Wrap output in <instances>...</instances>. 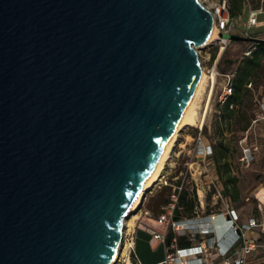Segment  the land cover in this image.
Here are the masks:
<instances>
[{
  "label": "water",
  "instance_id": "water-1",
  "mask_svg": "<svg viewBox=\"0 0 264 264\" xmlns=\"http://www.w3.org/2000/svg\"><path fill=\"white\" fill-rule=\"evenodd\" d=\"M212 19L200 0H0V264L111 261Z\"/></svg>",
  "mask_w": 264,
  "mask_h": 264
},
{
  "label": "rangeland",
  "instance_id": "rangeland-1",
  "mask_svg": "<svg viewBox=\"0 0 264 264\" xmlns=\"http://www.w3.org/2000/svg\"><path fill=\"white\" fill-rule=\"evenodd\" d=\"M200 1L204 6H208L212 9L218 0ZM260 6V0H250V3L246 4V7H244V17L242 21L240 19H237V21L235 20L239 27H243V23L246 21L251 10L259 8ZM259 18H264V15L259 16ZM258 28L257 32H260L259 36L264 39V27L260 26ZM237 35L243 36L241 32H238ZM247 46L248 41L232 40L222 52L220 46L215 43H208L205 46L196 48L201 69L207 74L206 89L197 101L200 107L199 116L203 114L205 121L203 125L198 122L195 125H187L180 130L177 142L173 146V150L170 153L169 160L162 174L166 175L168 184L162 183L161 187H159L157 184L160 180L157 181L153 188L146 192L140 207L135 211V214H137L136 219H133V221L130 220L133 215L131 214L127 218V220H130V225L128 226H126V222L123 220L124 235L119 243L120 246L122 245L123 247L128 243V250L125 256H122V254L119 256L115 264H128V262L134 264L135 261L133 256L136 257L137 264L143 262L144 255L142 256L140 254V243H142L141 241L143 240L145 230L151 235L149 228L144 225V222L148 221L147 217L149 216L145 211L148 210L151 213L149 209L152 205H155L156 202H159V196L161 195L160 190H162L164 186L175 185L186 175V188H188L190 192L194 190L195 198L199 206L200 200L198 194H200L204 204L217 201V198H207V194L214 191L212 185L210 188L208 187V183H210L212 178L215 179V177L211 171L212 168L210 167L211 162L209 157L203 158L200 152L201 150L198 148L197 136L204 128L207 133L206 135L202 134V136L206 143L216 144L223 141L231 148H234V153L227 157L234 170L231 174L236 176L239 183L236 188L231 186V184H225L229 195L232 196V199H240L243 210L251 209L259 218L263 215V211L260 210L258 206L259 199L256 197V193L259 191L257 196L260 194L264 197V118L261 117V114L257 111V104L264 99V62L263 68L253 79L252 90L249 93V97L246 98L244 107L248 110L251 118L258 119L259 116L261 118L257 122H254L253 119L252 123H250L251 128L249 132L246 131L241 134L227 129L225 122L219 119L222 104L219 103L218 98L222 90L221 85L224 78L222 74L237 68L245 56L244 52ZM215 52L216 57L213 58ZM215 62L218 64V71L220 74L217 75L215 81H213L212 74L210 71L208 72V70L211 69ZM245 136L247 139L242 142L241 140ZM255 143L260 144L259 151L254 152L248 165L242 164L240 158L243 154V148L251 145L253 146ZM222 179L224 182L226 176H223ZM236 192L238 194L240 193L241 196L238 195V198H236ZM216 205H223V202L218 199ZM251 264H264V254L260 253L257 255L254 262Z\"/></svg>",
  "mask_w": 264,
  "mask_h": 264
},
{
  "label": "built area",
  "instance_id": "built-area-1",
  "mask_svg": "<svg viewBox=\"0 0 264 264\" xmlns=\"http://www.w3.org/2000/svg\"><path fill=\"white\" fill-rule=\"evenodd\" d=\"M261 3H264V0H261ZM205 7L211 12L215 27L220 34L229 35L241 32L245 37L259 38L251 33V29L264 25V22L259 19V14L264 12L263 6L250 11L246 21L243 23V27H239L235 19L232 18L229 0H218L212 9L208 6ZM231 41L227 36H221L210 43L218 44L222 52ZM256 42L249 41L244 55L249 56L252 54L256 49ZM209 71L215 77L220 74L217 62L213 64ZM236 74L237 68L222 74L224 78L221 85L222 90L218 98L220 104L226 103L233 93ZM248 86L251 87L252 83H249ZM259 108V114L264 118V99L259 101ZM260 116L258 119H254V122H257L261 118ZM246 139L247 137L245 136L241 141L244 142ZM197 141L203 158H210L214 153L213 144L204 141L202 132H199ZM259 149L260 144L258 143H255L253 146L244 147L240 158L241 163L248 165L254 152L259 151ZM186 182V175H184L177 184L171 185L172 193L170 201L163 207V212L150 221V226L148 227L152 239L160 240L163 245L166 244L168 230L174 233L171 248L168 249L164 260L160 264H249V258L253 251L258 247H261L264 251V244H260L257 240L248 237L246 234L253 227L261 226L264 229V217L261 221L252 217L249 222L241 223L238 211L233 207H229L225 212L224 218L230 223L229 230L233 232L235 238L228 245H224L221 238L216 236L215 222L220 214L223 215V212L203 215L201 212L203 200L200 194H198L200 206H196L191 214H183L180 218H175V209L179 207V194L186 188ZM160 183L168 184L166 175H162ZM211 185L214 188L213 197L217 198V201L219 199L223 204H227V196L216 178H212L210 183H208L209 188ZM263 205L264 202L259 201L258 206L263 211L262 213H264ZM179 208L181 209V207ZM145 213L151 216L148 210ZM180 238H185L190 244L180 245ZM134 264H137V262H134Z\"/></svg>",
  "mask_w": 264,
  "mask_h": 264
},
{
  "label": "trees",
  "instance_id": "trees-1",
  "mask_svg": "<svg viewBox=\"0 0 264 264\" xmlns=\"http://www.w3.org/2000/svg\"><path fill=\"white\" fill-rule=\"evenodd\" d=\"M261 1V0H260ZM250 0H229L230 4V13L232 18L236 21L240 19L242 21L244 17V7L246 4H249ZM261 6L264 7V3H261ZM253 27L251 33L254 36H259L260 32H257V29ZM264 27V26H261ZM235 41V40H234ZM249 44V41H248ZM216 57V52L213 55V58ZM264 62V41L256 42V49L249 56H244L241 63L237 66V74L234 81V91L231 96L228 98L227 102L221 105L219 119L225 122L227 129H230L232 132H237L241 134L250 130L251 124L254 118H251L248 110L245 107L246 98L249 97V93L252 90V86L249 87L248 84L252 83L253 79L257 76L260 70L263 68ZM257 111H260L259 103L257 104ZM206 129L202 130V134L206 135ZM214 153L211 156V159L215 161L217 166V171L221 177L226 176L225 184H235L237 178L235 175L231 174L234 172L231 162L228 159V155L234 153V148H231L228 144L223 141L213 144ZM224 174V175H223ZM172 193L171 186H164L161 190V195L159 196V202L162 204H167L170 201V195ZM178 206L181 207V212L185 214H191L195 207L198 206L196 201L194 190L190 192L188 188H184L179 194ZM178 208V207H177ZM175 209L174 217H178L176 212H180L178 209ZM170 238H173L174 233L172 231L168 232L166 235V243ZM179 244L188 245L190 242L185 238H180ZM134 261L136 262V257L133 256Z\"/></svg>",
  "mask_w": 264,
  "mask_h": 264
},
{
  "label": "crops",
  "instance_id": "crops-1",
  "mask_svg": "<svg viewBox=\"0 0 264 264\" xmlns=\"http://www.w3.org/2000/svg\"><path fill=\"white\" fill-rule=\"evenodd\" d=\"M261 15H264V12L259 14V16H261ZM259 19L264 22V18H259ZM209 160L211 162V164H210V167L212 168L211 171L213 172L214 177L216 178L220 187H222L224 193L226 194L228 202H227V204H223V205H216L217 201H213L212 203H207V204L203 203V207L201 208V212L203 215L223 212V215L220 214L219 217L217 218L216 222H215L216 231H217L216 236L221 238V241L224 245H228L235 238V235L233 234V232H231L229 230L230 223L224 218V215L226 214L225 212L227 211V209L229 207H233L238 211L239 220L241 223L249 222L250 218H252V217H255V218H257V220L261 221L262 218L264 217V213H262L263 215L259 218L257 216V214L255 212H253L251 209L243 210L242 204H240V202H241L240 199L239 200L238 199H232V196L229 195V193L227 191V187H226L225 183L223 182L221 175L217 171V166H216L215 161H213L211 159V157L209 158ZM238 183L239 182L236 181L235 184H232V183H230V184H231V186L236 188V187H238ZM157 185L159 187H161L162 183L158 182ZM160 192H161V190H160ZM257 193H256V197H258L259 201L263 200L262 202H264V197H262L260 194H258V196H257ZM238 195L241 196L240 193L238 194L236 192L235 197L238 198ZM209 197L212 199L214 198L213 192L207 194V198H209ZM165 205L166 204L156 202L155 205H152L150 207L149 210L151 211V216H148L147 217L148 221L144 222V225H146L145 227H149L150 221L153 218L157 217L161 212H163V207ZM179 207L177 209L180 212H176V214H178V217H176L177 219L180 218L183 214H185V213L181 212V209ZM208 220H209V218H208ZM170 231L171 230H168V232H170ZM246 234L248 237H251V238L257 240L260 244H264V229L261 226L253 227L252 229L248 230L246 232ZM172 240H173V238H170V235H169V241L165 245H163V243L160 240L152 239V236L149 234V232L147 230H145L143 240L141 241L142 243H140V248H141L140 254L142 256L144 255L143 262H141V264L142 263L143 264H160L164 260L168 249L171 248ZM260 253L264 254V251L261 247H258L251 254L248 263L251 264L252 262H254L255 257L257 255H259Z\"/></svg>",
  "mask_w": 264,
  "mask_h": 264
},
{
  "label": "bare ground",
  "instance_id": "bare-ground-1",
  "mask_svg": "<svg viewBox=\"0 0 264 264\" xmlns=\"http://www.w3.org/2000/svg\"><path fill=\"white\" fill-rule=\"evenodd\" d=\"M220 37H221V34L216 29L215 23H214V18H213L211 31L209 33L207 40L202 44V46H205L208 43H210L211 41H213L214 39L220 38ZM206 79H207V74L200 67L199 75H198L196 83H195V85L191 91L189 99L185 105V108H184L179 120L177 121V124L175 125V128L173 129L170 137L168 138V140L165 144V147L161 151L159 157L157 158L155 164L153 165L151 171L149 172L143 186L139 190V193H138L134 203L132 204V206L130 208V213L127 215L129 217L131 214H133L131 216L130 220L133 221V219H136L137 214H135V211L140 207L143 196L146 194V192H148L149 190H151V188H153V186L155 185V183L157 181L160 180V178L163 174V171L165 169V165L169 160L170 153L173 150V146L177 142L180 130L183 129V127H185L187 125H195L198 122H200V124L203 125V123L205 121V117H203V114L201 116H199V108L200 107L198 106L199 103H197V101L206 89ZM212 79H213V81H215V75L214 74L212 75ZM128 217H126L124 219L126 222V226L130 225V223H129L130 220H127ZM119 242L117 243V245L115 247V252L111 258V261L108 264H115L121 254H122V256H125L127 254V250H128L127 244L128 243L125 245V247H123L122 245L120 246ZM128 264H130V262H128Z\"/></svg>",
  "mask_w": 264,
  "mask_h": 264
}]
</instances>
